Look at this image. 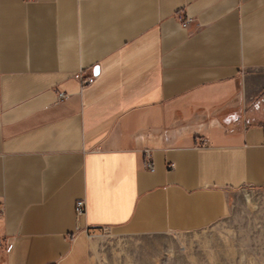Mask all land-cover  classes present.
Wrapping results in <instances>:
<instances>
[{"label":"crops","instance_id":"0c3cea01","mask_svg":"<svg viewBox=\"0 0 264 264\" xmlns=\"http://www.w3.org/2000/svg\"><path fill=\"white\" fill-rule=\"evenodd\" d=\"M263 99L264 0H0V264L228 218Z\"/></svg>","mask_w":264,"mask_h":264},{"label":"rangeland","instance_id":"374dc122","mask_svg":"<svg viewBox=\"0 0 264 264\" xmlns=\"http://www.w3.org/2000/svg\"><path fill=\"white\" fill-rule=\"evenodd\" d=\"M231 205L228 218L201 231L121 236L103 229L91 237L85 264H264V189L240 191Z\"/></svg>","mask_w":264,"mask_h":264},{"label":"built area","instance_id":"2783aa9c","mask_svg":"<svg viewBox=\"0 0 264 264\" xmlns=\"http://www.w3.org/2000/svg\"><path fill=\"white\" fill-rule=\"evenodd\" d=\"M94 82H95V79H89V80L85 81L84 84L85 85H92V84H94ZM59 97H60V100L61 101H64V100H67L68 99V96L65 95V94H60ZM149 168L150 169H153L152 165H149ZM169 169L170 170H173L174 169V165H170L169 166ZM0 209H1V207H0ZM85 209H86V203L84 201H79L77 203V207H76V211L78 213V216L84 215Z\"/></svg>","mask_w":264,"mask_h":264},{"label":"water","instance_id":"95a60500","mask_svg":"<svg viewBox=\"0 0 264 264\" xmlns=\"http://www.w3.org/2000/svg\"><path fill=\"white\" fill-rule=\"evenodd\" d=\"M98 71H99V70L97 69V70H96V73H95L96 75L98 74Z\"/></svg>","mask_w":264,"mask_h":264}]
</instances>
